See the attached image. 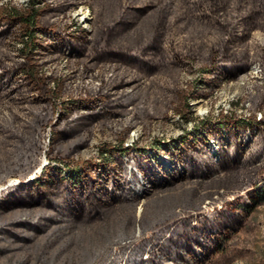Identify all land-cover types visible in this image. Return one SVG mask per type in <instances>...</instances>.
<instances>
[{
  "label": "rangeland",
  "instance_id": "374dc122",
  "mask_svg": "<svg viewBox=\"0 0 264 264\" xmlns=\"http://www.w3.org/2000/svg\"><path fill=\"white\" fill-rule=\"evenodd\" d=\"M57 1L0 0V187L16 180L0 189V264H110L124 256L122 240L140 245L193 217L219 230L198 264H264V199L245 201L264 184V0H164L157 42L144 50L140 37L121 55L91 49L97 30L101 47H116L129 44L136 22L107 43L95 20L106 0H82L49 21ZM31 14L28 27L21 15ZM223 37L229 54L212 61ZM72 44L81 60L56 55ZM109 88L118 104L109 105ZM80 110L92 116L68 122ZM230 116L251 124L234 127ZM143 163L154 184L140 178ZM125 167L138 177L135 201L106 191Z\"/></svg>",
  "mask_w": 264,
  "mask_h": 264
},
{
  "label": "trees",
  "instance_id": "16d2710c",
  "mask_svg": "<svg viewBox=\"0 0 264 264\" xmlns=\"http://www.w3.org/2000/svg\"><path fill=\"white\" fill-rule=\"evenodd\" d=\"M82 0H58L57 2L60 3L61 8H59L58 11H55L51 16H49V21H56V15H58L59 13H63L66 12L67 10H64L67 7H71V6H76L77 2H81ZM84 2L86 1V3L89 0H83ZM107 2L105 3L104 7L102 9H99L96 13L95 16V20H98L102 24L105 25V29H106V39L105 41H107V43H109L110 39H114L116 37V34H119L120 30L117 29L118 26L122 25L123 27L129 26L131 24H133L134 22H136V30H135V34L130 37V42L129 44H118L116 47H109V48H103L98 44V34L100 31L97 30V33L94 37V40L91 44V49L96 53V54H101V53H108L109 55H121L122 53L126 52L128 50V47H130L131 43H135L138 41V39L140 37H143L145 40V43L143 45V49L147 50L150 49L151 46L157 42V39L159 37V28L160 26L164 23V21L167 18V12H168V3L164 0H144L142 2H134L136 0H112L113 3L110 4L109 0H106ZM111 1V0H110ZM218 2H220V0H212L211 4L213 6H217ZM60 7V6H59ZM33 8V7H32ZM34 9V8H33ZM58 9V8H57ZM35 10V9H34ZM35 12V11H34ZM33 12V13H34ZM14 13L17 15H20L18 11H16L13 8H6L4 9V11L2 12V14H4L7 17H13ZM34 14H31V17L29 15V17H23L24 15H21V19L22 22L25 23V25H27L28 27L32 26V20H29L30 18H32ZM94 18V16H93ZM29 20V21H27ZM222 24L225 26L228 25V22L224 21L222 22ZM121 28V29H122ZM237 30V29H236ZM5 31V28L1 25L0 26V33H3ZM32 31V30H30ZM26 38H30V40L33 39L34 35L33 33L31 34L29 33H25ZM228 37V36H227ZM226 37H223V39L221 40V45L220 46H213L210 49V54H211V60L213 61L215 58H217V56H219V54L223 53L224 54H229L228 51H226V48H223V44L225 41ZM24 44L30 48V43L27 42V40L24 41ZM65 44H67L65 42ZM80 45V44H79ZM81 46V45H80ZM56 52V55H58L60 52H67L69 55H72L76 58H78V60L80 59V56H77V54L80 52L77 46H75L74 44L72 45H66V48L63 49L61 47H58ZM6 54L8 55L9 53L6 52ZM236 56L239 57V53H236ZM81 60V59H80ZM83 63L84 67L86 70H94V66L97 65V62H89L86 58L83 59V61L81 62ZM113 64V63H112ZM202 70H206L205 68ZM102 79H107L106 77L102 78ZM86 88H93V89H98V85H96L95 87H86ZM117 88H109V89H105L103 90V93L108 96V103L109 105H115L119 103V97L121 94L116 95V90ZM193 97V95H190V97H188V99H191ZM188 99L186 101V105L189 108V103H188ZM111 111H117L116 109L111 108ZM261 112V115L258 117L257 114V119L256 122L258 123L259 121H264V113H262L261 110H259ZM100 112L99 110L96 112L98 113ZM79 114H74L73 116H71L68 119V122H80L81 120L79 119L80 117H91L92 115V111L90 110H80L78 111ZM229 118V116H227ZM231 117V116H230ZM231 120H233V125L234 127H238L240 125H245V124H251L250 120L247 121L248 119L246 118H241V119H233L232 117L230 118ZM220 121V120H219ZM218 121V122H219ZM203 122V121H200ZM255 126H257L255 124ZM67 127L61 128L62 130H65ZM88 129V128H87ZM107 152V148L105 149H101L100 153L101 156L103 154H105ZM134 165V167H141V162H136V163H132ZM258 164V163H257ZM143 167L144 172L147 176L150 175V171H151V166H145V164L143 163ZM80 168L78 167V165L76 167H73L69 172L70 175L73 176H78L80 174ZM149 168V169H148ZM148 169V170H147ZM126 170L127 167H125L124 173L122 175V181L118 184V188L114 189L113 186H108V188L106 187V191L108 193V195H112L113 197H115L116 199H120V200H124L126 198H128L127 195H125V185L127 184V178H126ZM192 174H194L193 171H191ZM196 172V171H195ZM145 175V176H146ZM30 175L26 177V179H29ZM7 183V182H6ZM16 184V182L14 183H10V184H6L5 186H3L1 189H3L4 193L9 192L14 185ZM122 189V190H121ZM119 190V191H118ZM261 191H263L262 185H259L257 187V191L256 193H254L251 196V202L253 201H259L262 199V193ZM118 193V194H117ZM121 193V194H120ZM54 216V215H53ZM54 218H59V217H55ZM189 221V220H187ZM184 221L183 223L187 222ZM173 225H170L169 227H167L166 230L163 231V233H160L161 235H155L157 237L155 238H150L151 241L153 242H157L159 240V238H164L166 233L169 231L170 227ZM156 240V241H155ZM123 241H129V239L127 240H122ZM148 240H145L143 244H140L138 249H134V243H126L125 246H123L124 248V256L120 259L117 260V258L115 256H111L112 258H110V264H140V256L144 250L143 247H145V244ZM143 248V249H142ZM163 248V247H162ZM133 250H138V253L135 257L128 255L129 251L132 252ZM128 255V256H127ZM117 260V261H116ZM139 260V261H138Z\"/></svg>",
  "mask_w": 264,
  "mask_h": 264
},
{
  "label": "bare ground",
  "instance_id": "6f19581e",
  "mask_svg": "<svg viewBox=\"0 0 264 264\" xmlns=\"http://www.w3.org/2000/svg\"><path fill=\"white\" fill-rule=\"evenodd\" d=\"M42 61H44V60H42ZM42 66H44V65H42ZM222 112H223V110H222ZM259 113H261V112L258 111V117L261 115ZM215 156H216V154H215ZM218 157L222 158L223 155H222V157H221V155H219ZM260 162L261 161H256V163H260ZM40 164L41 163L39 162V165ZM126 171H128V174H130L129 178H131V179H127V184L125 185L126 190H125L124 193H125V195L128 196V198H126L125 201H132V200L135 201V200L139 199V196L136 195L134 193V189L132 187L130 188L129 186L132 184L131 183L132 181H138V179H137L138 177H136L135 174L132 172V168H127ZM151 171H155V170H153V168L151 167ZM126 178H128L127 174H126ZM140 178L142 180L144 179L146 182H150L151 184L155 183L153 180L147 179L148 177L144 178V176H142V177L140 176ZM128 180H129V182H128ZM14 181L16 182V180H14ZM3 186H5V185H2L0 187V189ZM150 186H152V185H150ZM242 186H244V185H242ZM262 188H263V191H264V184H262ZM262 199H264V195L263 194H262ZM245 201H246V203H252L251 199L249 197H247L245 199ZM200 204H201V202H200ZM199 208H201V207H199ZM177 211H179V210H177ZM208 224H209V219H207V218H205V219L204 218H198L197 219V217H193V218L189 219V221H187L185 223L182 222V223H179L176 226L175 225L171 226L169 231L165 235L166 237L159 238V240L157 242L151 241L152 239L148 240L146 242L145 247H143L144 250H143V252H142V254H141L140 258H139L140 261L139 260L138 261L140 262V264H198L199 262H201V261L206 259V258L205 259H203V258L209 255V254L206 255L207 252H211V251L213 252V250H215L216 246H217L218 239H215L214 236H216L217 235L216 232L219 231L218 227L217 226H209ZM176 233H178V234H176ZM142 234H145V233H142Z\"/></svg>",
  "mask_w": 264,
  "mask_h": 264
},
{
  "label": "built area",
  "instance_id": "2783aa9c",
  "mask_svg": "<svg viewBox=\"0 0 264 264\" xmlns=\"http://www.w3.org/2000/svg\"><path fill=\"white\" fill-rule=\"evenodd\" d=\"M259 114H261V113H259ZM139 240V239H138ZM138 240H135V241H133V242H129V241H123L122 242V244H124V246H125V244L126 243H134V249H138V247H139V242H138ZM146 240H150V238L149 239H146ZM113 249L116 251V249L113 247ZM119 258H117V260H118ZM116 260V261H117Z\"/></svg>",
  "mask_w": 264,
  "mask_h": 264
}]
</instances>
